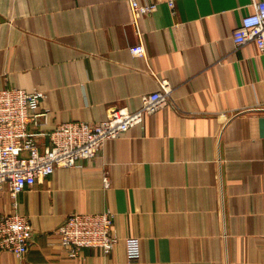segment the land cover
I'll list each match as a JSON object with an SVG mask.
<instances>
[{
	"label": "crops",
	"instance_id": "0c3cea01",
	"mask_svg": "<svg viewBox=\"0 0 264 264\" xmlns=\"http://www.w3.org/2000/svg\"><path fill=\"white\" fill-rule=\"evenodd\" d=\"M139 1L157 2L138 19L144 56L129 49L139 37L128 0H0V87L44 91L39 130L135 109L157 78L172 86V103L143 126L55 167L15 209L0 190V215L16 210L32 226L23 258L0 250V264H264V54L231 36L253 0ZM107 208L110 252L70 257L57 226ZM127 236L138 238L137 260L125 257Z\"/></svg>",
	"mask_w": 264,
	"mask_h": 264
},
{
	"label": "built area",
	"instance_id": "2783aa9c",
	"mask_svg": "<svg viewBox=\"0 0 264 264\" xmlns=\"http://www.w3.org/2000/svg\"><path fill=\"white\" fill-rule=\"evenodd\" d=\"M131 22L139 41L129 47L138 56L145 55L142 32L138 19L153 12L157 2L141 3L128 0ZM172 6V0H168ZM253 11L241 16L240 23L231 36L236 47L247 42L256 45L264 54V0H253ZM159 88L140 95L141 103L135 109L110 108L98 122L67 120L58 122L48 132L41 125L46 122L48 110L39 108L45 96L43 90H26L16 86L0 87V190L7 189L11 205L15 209L18 194L31 187L57 166H75L80 161L95 158L109 138H119L132 126H143L146 115L154 114L161 107L172 103V86L165 79L157 78ZM47 137L40 149L38 136ZM107 183L106 175L103 177ZM114 213L110 209L94 212L67 214L55 232L59 244L70 257H76L82 248H99L110 252L118 240L114 229ZM32 226L27 215L16 210L0 215V250H6L17 258H23L31 238ZM125 257L128 261L140 256L137 237L127 236Z\"/></svg>",
	"mask_w": 264,
	"mask_h": 264
}]
</instances>
